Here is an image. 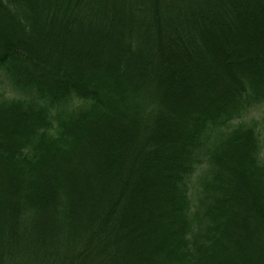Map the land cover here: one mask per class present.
Segmentation results:
<instances>
[{"label":"trees","instance_id":"obj_1","mask_svg":"<svg viewBox=\"0 0 264 264\" xmlns=\"http://www.w3.org/2000/svg\"><path fill=\"white\" fill-rule=\"evenodd\" d=\"M262 105L264 0H0V264H264Z\"/></svg>","mask_w":264,"mask_h":264},{"label":"rangeland","instance_id":"obj_2","mask_svg":"<svg viewBox=\"0 0 264 264\" xmlns=\"http://www.w3.org/2000/svg\"><path fill=\"white\" fill-rule=\"evenodd\" d=\"M4 84H1L3 85L4 87V92H5V96L6 97H10V96H16V90L15 88L13 87L12 83L10 82L9 80V83L8 84H5L7 82V78L4 76L3 80ZM27 97V96H26ZM66 106L70 109H73V108H76V107H79V106H82L84 104V102L79 99V98H76L74 96H72L71 98H69L67 101H66ZM264 110V105L262 106H259L258 108H254L249 116H248V122H251V121H254V122H258L260 120V117H261V114Z\"/></svg>","mask_w":264,"mask_h":264}]
</instances>
